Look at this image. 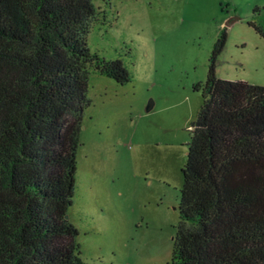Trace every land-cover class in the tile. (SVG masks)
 I'll use <instances>...</instances> for the list:
<instances>
[{"label":"trees","instance_id":"obj_1","mask_svg":"<svg viewBox=\"0 0 264 264\" xmlns=\"http://www.w3.org/2000/svg\"><path fill=\"white\" fill-rule=\"evenodd\" d=\"M95 0H0V264H87L67 218L93 67ZM214 45L192 124L180 223L166 264H264V87L217 77Z\"/></svg>","mask_w":264,"mask_h":264},{"label":"rangeland","instance_id":"obj_2","mask_svg":"<svg viewBox=\"0 0 264 264\" xmlns=\"http://www.w3.org/2000/svg\"><path fill=\"white\" fill-rule=\"evenodd\" d=\"M89 47L132 81L95 67L69 219L87 264H166L180 223L192 124L215 43L217 77L264 87V0H95Z\"/></svg>","mask_w":264,"mask_h":264},{"label":"water","instance_id":"obj_3","mask_svg":"<svg viewBox=\"0 0 264 264\" xmlns=\"http://www.w3.org/2000/svg\"><path fill=\"white\" fill-rule=\"evenodd\" d=\"M67 218L69 219V216H67Z\"/></svg>","mask_w":264,"mask_h":264}]
</instances>
